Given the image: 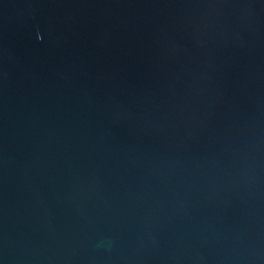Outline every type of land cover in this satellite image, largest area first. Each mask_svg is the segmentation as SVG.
<instances>
[{
    "label": "water",
    "instance_id": "obj_1",
    "mask_svg": "<svg viewBox=\"0 0 264 264\" xmlns=\"http://www.w3.org/2000/svg\"><path fill=\"white\" fill-rule=\"evenodd\" d=\"M0 264H264V0H0Z\"/></svg>",
    "mask_w": 264,
    "mask_h": 264
}]
</instances>
